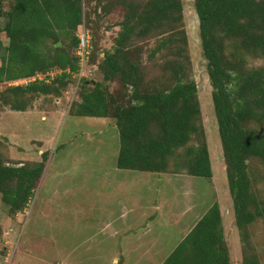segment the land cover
<instances>
[{
	"label": "trees",
	"instance_id": "16d2710c",
	"mask_svg": "<svg viewBox=\"0 0 264 264\" xmlns=\"http://www.w3.org/2000/svg\"><path fill=\"white\" fill-rule=\"evenodd\" d=\"M6 1L0 0V85H6L0 91V112L4 107L26 112L34 100L58 98L67 85L75 84L72 77L80 70L76 31L84 26L91 33L89 65L101 80H79L81 100L73 114L114 120L119 140L116 168L212 178L197 89L186 74L182 0H94V5L92 0H9L10 8L4 11ZM193 2L233 224L242 244L241 264H262L250 228L264 223V63L252 67L249 61L264 62V0ZM116 10L123 13L113 24L118 31L111 48L99 53V25ZM150 40L155 42L145 62L153 65L158 56L157 65L163 67L157 79L147 81L141 54L143 43ZM50 72L59 73L51 78ZM39 75L46 80H38ZM23 80L28 82L16 84ZM110 83L120 86L116 98L108 92ZM194 140L197 145L191 146ZM45 156L31 164L13 162L0 151V197L11 214L28 207ZM162 264H230L216 202Z\"/></svg>",
	"mask_w": 264,
	"mask_h": 264
},
{
	"label": "rangeland",
	"instance_id": "374dc122",
	"mask_svg": "<svg viewBox=\"0 0 264 264\" xmlns=\"http://www.w3.org/2000/svg\"><path fill=\"white\" fill-rule=\"evenodd\" d=\"M4 4L3 10L7 11L9 0ZM182 6L188 51L186 74L196 85L212 178H194L184 172L117 169L119 140L114 120L73 114L75 104L81 100L78 78L101 80L95 66L87 61L72 77L75 84L67 85L60 97L34 98L26 112H14L9 107L0 112V151L7 152L9 160L38 164L43 161L42 153L46 154L41 178L23 212L11 214L0 197V264H162L215 202L222 217L230 264H241L242 244L233 224L194 2L182 0ZM122 15L116 10L103 16L99 53L111 48L118 31L113 24L120 22ZM92 18L97 19L94 14ZM1 39L6 44L3 35ZM154 42L143 43L141 54L148 67L147 81L157 79L163 67L157 65L158 56L153 65L145 62ZM263 63L250 60L249 66ZM5 87L0 85V91ZM119 91L118 84L108 86L115 98ZM190 145L196 146L197 141ZM250 230L264 264V223Z\"/></svg>",
	"mask_w": 264,
	"mask_h": 264
},
{
	"label": "built area",
	"instance_id": "2783aa9c",
	"mask_svg": "<svg viewBox=\"0 0 264 264\" xmlns=\"http://www.w3.org/2000/svg\"><path fill=\"white\" fill-rule=\"evenodd\" d=\"M81 30L82 31H81L80 35L78 36L79 45H78V50H77L76 54L79 57V66L82 69L86 65V63L88 61V57H89V52H90V36H89V32L85 31L84 26H82ZM56 73H59V72H50L47 75L49 77L53 78ZM81 73H82V71H80V74ZM80 77L78 78V81H79ZM37 79L38 80H46L45 79V76H43V75L37 76ZM33 80L34 79H31V80H28V81H33ZM28 81L23 80V82L20 81V83L17 82L16 84H25Z\"/></svg>",
	"mask_w": 264,
	"mask_h": 264
},
{
	"label": "water",
	"instance_id": "95a60500",
	"mask_svg": "<svg viewBox=\"0 0 264 264\" xmlns=\"http://www.w3.org/2000/svg\"><path fill=\"white\" fill-rule=\"evenodd\" d=\"M60 45H61L60 43L55 44L56 47H59ZM92 82H93V81H92Z\"/></svg>",
	"mask_w": 264,
	"mask_h": 264
}]
</instances>
